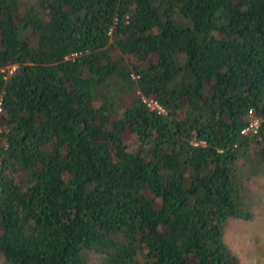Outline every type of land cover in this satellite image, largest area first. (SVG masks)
<instances>
[{
	"label": "trees",
	"instance_id": "obj_1",
	"mask_svg": "<svg viewBox=\"0 0 264 264\" xmlns=\"http://www.w3.org/2000/svg\"><path fill=\"white\" fill-rule=\"evenodd\" d=\"M0 100L7 264H239L264 0H0Z\"/></svg>",
	"mask_w": 264,
	"mask_h": 264
},
{
	"label": "rangeland",
	"instance_id": "obj_2",
	"mask_svg": "<svg viewBox=\"0 0 264 264\" xmlns=\"http://www.w3.org/2000/svg\"><path fill=\"white\" fill-rule=\"evenodd\" d=\"M241 191L250 215L230 216L224 224L226 249L234 254L239 264H264V161L254 160L244 165ZM0 264H7L0 251Z\"/></svg>",
	"mask_w": 264,
	"mask_h": 264
},
{
	"label": "built area",
	"instance_id": "obj_3",
	"mask_svg": "<svg viewBox=\"0 0 264 264\" xmlns=\"http://www.w3.org/2000/svg\"><path fill=\"white\" fill-rule=\"evenodd\" d=\"M17 67V64H9L5 67L1 68V71L4 72V77H8L11 75ZM143 101L146 103V105L150 109H156L157 111H164V108L158 103L157 100L153 98H147L143 97ZM2 110V102L0 100V111ZM259 125V119L258 118H251L248 123L241 129V133H247V132H256ZM193 144L197 145L198 141H194Z\"/></svg>",
	"mask_w": 264,
	"mask_h": 264
}]
</instances>
